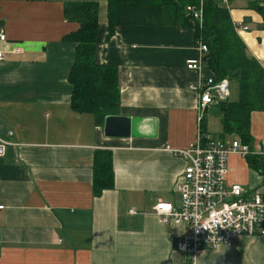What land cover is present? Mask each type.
<instances>
[{
  "label": "crops",
  "instance_id": "crops-1",
  "mask_svg": "<svg viewBox=\"0 0 264 264\" xmlns=\"http://www.w3.org/2000/svg\"><path fill=\"white\" fill-rule=\"evenodd\" d=\"M70 1L98 3L95 61L117 67L115 115L129 118L128 137L106 136L91 113L70 107L74 45L62 40L77 28L63 15ZM227 1L232 22L247 26L236 28L246 51L264 62V13L251 6L264 11V0ZM106 25V0H0V137L9 142L0 156V264H188L176 249L186 225L162 223L152 207L177 199L185 161L172 150L202 125L212 136L208 116L220 114L211 105L198 124L188 86L199 77L185 68L198 55L195 28L120 25L106 39ZM249 133L251 150L264 156V111L250 113ZM233 137L221 125L217 139ZM97 150L111 152L114 187L95 196ZM227 163V184L264 195V174L246 157L231 154ZM196 264H264V236L205 249Z\"/></svg>",
  "mask_w": 264,
  "mask_h": 264
},
{
  "label": "trees",
  "instance_id": "trees-1",
  "mask_svg": "<svg viewBox=\"0 0 264 264\" xmlns=\"http://www.w3.org/2000/svg\"><path fill=\"white\" fill-rule=\"evenodd\" d=\"M199 0H106V39L120 25H180L191 24L195 38L207 46L203 57L205 69L215 81L227 79L236 84V98L228 97L218 107L222 134L235 135L241 142H251L249 116L252 111H264V68L248 54L237 34L228 7L221 0H202L201 25L186 13V5H198ZM252 8L264 13L256 3ZM65 20L77 28L62 37L74 45V58L68 72L71 86L70 107L75 112L91 113L95 123L103 124L106 116L119 109L118 70L113 64L95 61L99 34L98 3L96 1L65 2ZM204 125L201 132H204ZM250 168L264 174V156H246ZM114 187L111 152L97 150L92 166V189L95 196Z\"/></svg>",
  "mask_w": 264,
  "mask_h": 264
},
{
  "label": "built area",
  "instance_id": "built-area-1",
  "mask_svg": "<svg viewBox=\"0 0 264 264\" xmlns=\"http://www.w3.org/2000/svg\"><path fill=\"white\" fill-rule=\"evenodd\" d=\"M221 3L227 6L228 1L221 0ZM185 11L201 25L202 0H199L198 5H186ZM234 26L235 30L237 27L247 29L242 23H234ZM0 40H5L2 27ZM196 47L197 57L187 59L185 68L197 73L199 77L188 88L197 95V121L200 124L207 108L228 98L229 83L227 79L215 81L213 77L204 75L203 57L207 53V46L201 39H196ZM12 51L20 53L22 48L14 47ZM260 64L264 68V62ZM8 134L11 135L12 131L9 130ZM7 145L8 140L0 137V156L4 154ZM172 152L185 161L182 176L174 187L177 199L174 204L158 201L152 210L166 225H186L185 234L176 243V249L187 256L188 264H196L201 251L232 244L241 235L264 236V195H244L238 183L226 182L229 156L237 154L246 157L255 154L249 144L241 142L238 137L230 140L215 139L199 128L193 142L184 148L173 149ZM131 212L134 211L131 209Z\"/></svg>",
  "mask_w": 264,
  "mask_h": 264
},
{
  "label": "water",
  "instance_id": "water-1",
  "mask_svg": "<svg viewBox=\"0 0 264 264\" xmlns=\"http://www.w3.org/2000/svg\"><path fill=\"white\" fill-rule=\"evenodd\" d=\"M104 134L109 137H128L130 134V120L121 116H106L103 122Z\"/></svg>",
  "mask_w": 264,
  "mask_h": 264
},
{
  "label": "rangeland",
  "instance_id": "rangeland-1",
  "mask_svg": "<svg viewBox=\"0 0 264 264\" xmlns=\"http://www.w3.org/2000/svg\"><path fill=\"white\" fill-rule=\"evenodd\" d=\"M229 86H230V89H232V90L236 89V84L235 83H231ZM208 117H209V121L208 122H209L210 133L212 134V136H215V139H217V137L219 136V134L221 132V124L219 122V114L216 115V116L212 115V114H209Z\"/></svg>",
  "mask_w": 264,
  "mask_h": 264
}]
</instances>
